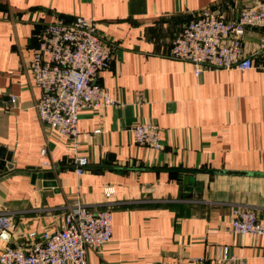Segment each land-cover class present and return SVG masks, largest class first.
Listing matches in <instances>:
<instances>
[{
  "label": "crops",
  "instance_id": "1",
  "mask_svg": "<svg viewBox=\"0 0 264 264\" xmlns=\"http://www.w3.org/2000/svg\"><path fill=\"white\" fill-rule=\"evenodd\" d=\"M255 1L0 0V151L11 154L0 168V211L12 214L10 243L26 247L29 233L55 229L57 215L79 202L113 213L112 241L89 250V264H197L222 247L264 264V236L234 233L231 223L239 206L264 221V73L207 69L198 77L171 57L197 12L234 19ZM76 17L93 19L112 50L98 82L123 106L82 111L73 152L38 119L42 91L29 62L49 23ZM261 38L250 29L243 43L252 51ZM139 121L160 126L162 150L135 142ZM46 144L53 169L43 164ZM76 155L90 161L82 175Z\"/></svg>",
  "mask_w": 264,
  "mask_h": 264
},
{
  "label": "built area",
  "instance_id": "2",
  "mask_svg": "<svg viewBox=\"0 0 264 264\" xmlns=\"http://www.w3.org/2000/svg\"><path fill=\"white\" fill-rule=\"evenodd\" d=\"M262 33L260 43L248 51L243 39L248 30ZM171 57L188 62L200 77L207 69H257L264 73V0L243 7L234 19L214 14L209 8L197 12L174 38ZM112 50L101 39L93 19L62 18L49 23L39 37V45L29 62L33 83L42 95L36 102L39 121L57 130L72 144L79 145V118L82 111L122 107L98 78L112 64ZM15 99H12L14 102ZM103 130L97 129L94 134ZM135 142L160 151L164 148L163 131L154 121H139L132 127ZM45 166L55 168L52 151H41ZM90 161L76 155L78 175L87 171ZM107 195H110L107 192ZM56 228L41 234L31 232L26 247L13 246L12 214L0 211V264H89L88 251L99 250L112 241L113 213L93 211L77 202L56 217ZM232 231L252 237L264 236V221L251 207H235ZM197 264H247L246 259L222 247L213 258L195 259Z\"/></svg>",
  "mask_w": 264,
  "mask_h": 264
},
{
  "label": "water",
  "instance_id": "3",
  "mask_svg": "<svg viewBox=\"0 0 264 264\" xmlns=\"http://www.w3.org/2000/svg\"><path fill=\"white\" fill-rule=\"evenodd\" d=\"M4 153H5V149H1V151H0V168L3 167V164H4L5 160L11 161V154L9 153L8 156L6 157L4 155ZM8 167L9 168H13V165H9ZM37 178H38L37 175H35L34 176V180L36 181ZM37 182H38V185H40V182L39 181H37Z\"/></svg>",
  "mask_w": 264,
  "mask_h": 264
}]
</instances>
